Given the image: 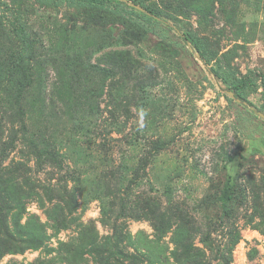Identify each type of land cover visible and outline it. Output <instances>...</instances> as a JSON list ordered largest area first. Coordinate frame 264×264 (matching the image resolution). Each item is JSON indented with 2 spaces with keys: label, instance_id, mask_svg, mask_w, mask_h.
Instances as JSON below:
<instances>
[{
  "label": "rangeland",
  "instance_id": "1",
  "mask_svg": "<svg viewBox=\"0 0 264 264\" xmlns=\"http://www.w3.org/2000/svg\"><path fill=\"white\" fill-rule=\"evenodd\" d=\"M120 1L0 0V75L10 52L31 62L18 23L36 36L40 52L50 48L55 23L76 31L102 26L140 62L135 71H117L102 99L103 127L117 140L103 158L127 176L122 193L128 194L113 209L126 207L131 216L125 222L134 240L127 249L145 252V264H180L190 257L186 247L202 254L193 264H264V0H183L192 6L186 12L167 10L168 0ZM132 5L152 8L168 25ZM94 15L103 19L96 22ZM43 68L46 84L57 82L55 63ZM233 88L246 104L229 94ZM10 160L33 167L20 151ZM92 167L78 163L84 175L69 177L81 198L76 219L53 229L47 190L41 202L28 201L21 219L8 216L12 251L0 264H98L85 226L100 237L109 234L101 204L108 199L89 196L99 178ZM47 171L38 178L60 194L65 183L56 170ZM228 188L227 206L222 196ZM157 196L163 203L176 198L188 216L167 218L162 234L149 219Z\"/></svg>",
  "mask_w": 264,
  "mask_h": 264
},
{
  "label": "trees",
  "instance_id": "2",
  "mask_svg": "<svg viewBox=\"0 0 264 264\" xmlns=\"http://www.w3.org/2000/svg\"><path fill=\"white\" fill-rule=\"evenodd\" d=\"M91 1L122 3L120 0ZM182 2L183 0H168L166 9L186 12L192 7ZM138 12L148 19L168 25L152 8H144V11ZM93 19L97 22L103 18L94 15ZM16 28L24 40L29 53L26 55L31 62L26 64L25 58L14 57L10 52L3 58L5 64L0 75L3 78L0 80V179L4 177L0 185V222L4 221L0 224V237H3L0 239V259L3 253L12 251L13 239L5 224L8 216L12 214L13 218H22L27 213L28 203L41 202L43 190L50 194L48 201L50 217L54 222L53 229L59 222L63 226L65 222L76 219L81 198L78 191L69 187V177L71 174H79L80 177L84 175V170L78 168L80 163L93 166L95 175L99 176L98 181L93 180L94 187L89 196L99 195L100 198L103 196L108 199L102 200L101 204L109 234L100 237L94 226H85L86 237L93 241L92 251L98 257L97 263L145 264V259L142 258L145 252L127 249L134 240L125 222L131 218L124 214L127 208L120 207L116 213L113 210L118 204H122V196L128 194V191L122 193L127 176L120 170V166H109L108 160L103 158L117 140L103 127L102 99L109 83L115 82L118 77L117 71H135L140 62L133 59L131 50L116 44L108 32L102 30V26L97 27L95 24L89 30L76 31L73 28L68 30L65 24L55 23L48 34L51 46L48 51L43 52L35 48V35H28L19 23ZM183 38L189 42L185 36ZM204 55L205 51L202 50V58ZM11 58L13 62H8ZM48 61H53L56 66L57 82L51 85L46 84L48 74H45L43 68ZM105 65L109 67L106 68ZM232 92L235 100L239 99L241 105L246 104L236 93L237 88H233ZM154 144L158 146V142ZM133 145L134 142L131 141L130 146ZM63 150L66 152L63 153ZM17 151L32 158V168L25 162L10 160L11 155ZM73 165L77 168L73 169ZM48 169L56 170L58 178L65 183L60 194L51 183L46 186L38 178L43 173L48 174ZM106 192L109 194L105 195ZM160 200L159 196L152 198V209L149 212V219L157 234L164 233L166 219L170 216L179 215L182 219L188 217L183 203L176 198L164 203ZM222 200L225 205L232 200L231 188L224 191ZM129 202L125 200V204ZM227 206L225 213L230 216ZM34 241L38 242L39 239L34 237ZM185 250L190 257L178 262L180 264H193L202 256L197 249L186 247ZM221 260L226 264L225 260Z\"/></svg>",
  "mask_w": 264,
  "mask_h": 264
},
{
  "label": "water",
  "instance_id": "3",
  "mask_svg": "<svg viewBox=\"0 0 264 264\" xmlns=\"http://www.w3.org/2000/svg\"><path fill=\"white\" fill-rule=\"evenodd\" d=\"M132 7L137 8L138 10L144 11V8H141V7L137 6V5H132ZM229 94L234 98V93L233 92H230ZM237 101L241 102L239 99H237ZM261 116H262V118H264L263 114H261Z\"/></svg>",
  "mask_w": 264,
  "mask_h": 264
}]
</instances>
